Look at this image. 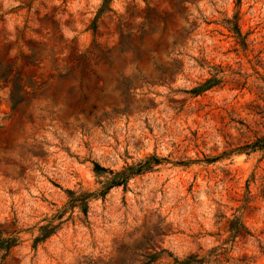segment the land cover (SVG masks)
<instances>
[{"label": "rangeland", "instance_id": "1", "mask_svg": "<svg viewBox=\"0 0 264 264\" xmlns=\"http://www.w3.org/2000/svg\"><path fill=\"white\" fill-rule=\"evenodd\" d=\"M263 139L264 0H0V264H264Z\"/></svg>", "mask_w": 264, "mask_h": 264}, {"label": "trees", "instance_id": "2", "mask_svg": "<svg viewBox=\"0 0 264 264\" xmlns=\"http://www.w3.org/2000/svg\"><path fill=\"white\" fill-rule=\"evenodd\" d=\"M202 89H198L195 91L196 94H199ZM264 144V139L261 141ZM261 150H264V145L261 146ZM165 159H160L158 157H151L147 160L130 167L123 169L121 172H115L109 169H105L101 167L99 164H94V173L98 178H102L106 176V181L103 184V188L100 191L95 193L85 192L80 195L69 191L68 194L71 197L70 204L64 211H60L54 219L48 222V225L40 228V236L36 238L34 247L38 244L45 242L47 239L52 237L59 226L54 225V221L63 220L64 216L71 212L73 213L76 207H79L81 213L86 217L89 214V204L93 200L102 199L104 200L109 192L115 188H123L127 189L128 183L137 176L143 175L147 172H150L154 166L161 165L164 163ZM237 223V222H236ZM241 229L245 230L243 225H239ZM18 245V240L15 238L4 239L0 234V256L2 258H6L10 251ZM202 260H198L197 256H193L183 264H201Z\"/></svg>", "mask_w": 264, "mask_h": 264}]
</instances>
